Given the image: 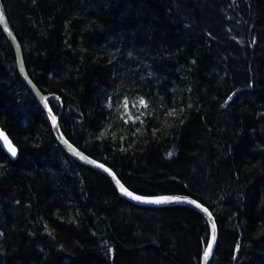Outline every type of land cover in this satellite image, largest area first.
<instances>
[{
  "label": "trees",
  "instance_id": "16d2710c",
  "mask_svg": "<svg viewBox=\"0 0 264 264\" xmlns=\"http://www.w3.org/2000/svg\"><path fill=\"white\" fill-rule=\"evenodd\" d=\"M1 2L75 146L138 194L205 205L210 264H264V0ZM0 126L19 149L0 145V264L203 263L201 212L134 203L62 147L1 24Z\"/></svg>",
  "mask_w": 264,
  "mask_h": 264
},
{
  "label": "water",
  "instance_id": "95a60500",
  "mask_svg": "<svg viewBox=\"0 0 264 264\" xmlns=\"http://www.w3.org/2000/svg\"><path fill=\"white\" fill-rule=\"evenodd\" d=\"M0 13H2V18H0V24H1L5 34L7 35L9 40L11 41L15 51H16L17 63H18L20 74H21L23 80L25 81V83L27 84V86L30 88V90L36 96L39 103L45 109L47 116H48V118L52 124V128H53L55 137L58 140V142L62 145V147L70 155H72L76 160H78L79 162H81L85 165H88L90 167H93L97 170H100V171L104 172L106 175H108L112 179V181L114 182L116 187L118 188L119 192L123 196H125L127 199L131 200L134 203L142 204V205H151V206H165V205H168L171 203L188 204L190 206H193L199 212H201L209 220V222L211 224V229H212V239H211L212 247L209 251V255L207 257L204 256L203 263H202V264H210V261L213 257V254H214V251L216 248V244H217V240H218V226H217L215 218L213 217L212 213L208 210V208L205 205H203L202 203H200L199 201H197V200H195L192 197L187 196V195L169 194V195L147 196V195L138 194V193L132 191L131 189H129L120 180V178L115 173V171L113 169H111L108 165L104 164L101 161H98V160L92 158L91 156L86 154L84 151H82L80 148L75 146L64 135V133L61 129V126H60V116L55 114V112L53 111L52 107L49 104V101H48L49 95L43 93L38 88V86L35 84V82L31 79V77L27 71L26 65H25L21 45H20L19 41L17 40V38L15 37L14 33L12 32L10 26H9L7 15H6V12H5V9H4V6H3L1 0H0ZM0 145L11 157L15 158L18 156L19 149H18L17 145L14 143V141L12 140L10 135L7 133V131L4 130L1 126H0ZM11 148L16 149V155L15 156H13L11 154ZM100 165H103V167H100ZM105 169H109L110 172L106 171ZM117 180L119 181V184L117 183ZM121 185L124 187V189L127 190V192H131L133 194V196H128L127 194L122 193L120 190ZM135 196H140V197H143L145 199L136 200L133 198ZM160 197H180L181 199L180 200H169V201H164L161 203L152 202L155 199L160 198ZM193 201H195V203H192ZM205 209L207 211H205Z\"/></svg>",
  "mask_w": 264,
  "mask_h": 264
},
{
  "label": "snow or ice",
  "instance_id": "6c2138e0",
  "mask_svg": "<svg viewBox=\"0 0 264 264\" xmlns=\"http://www.w3.org/2000/svg\"><path fill=\"white\" fill-rule=\"evenodd\" d=\"M0 18H2V13H0ZM140 102L143 103V100H141ZM11 154H12L13 156L16 155V149H15V148H11ZM170 155H171V154H170ZM100 167H103V165H100ZM105 170L110 172L109 169H105ZM117 183L119 184V181H118V180H117ZM120 190H121L122 193H125V194H127L128 196H133V194H132L131 192H127V190L124 189V187H123L122 185H121V187H120ZM133 198L136 199V200H142V199H145V198L140 197V196H135V197H133ZM180 199H181L180 197H160V198L155 199V200L152 201V202H155V203H161V202H164V201H169V200H180ZM192 203H195V201H193ZM205 211H207V210L205 209ZM213 227H214V226H213ZM211 247H212V244H211V242H209L208 245H207V249H206L205 252H204V256H205V257H207V256L209 255V251H210Z\"/></svg>",
  "mask_w": 264,
  "mask_h": 264
},
{
  "label": "rangeland",
  "instance_id": "374dc122",
  "mask_svg": "<svg viewBox=\"0 0 264 264\" xmlns=\"http://www.w3.org/2000/svg\"><path fill=\"white\" fill-rule=\"evenodd\" d=\"M141 100L142 99H139L138 101H130L129 99H125L122 103L123 116L125 118L135 119L139 114V111H141L145 105V101L143 100V103H141Z\"/></svg>",
  "mask_w": 264,
  "mask_h": 264
}]
</instances>
